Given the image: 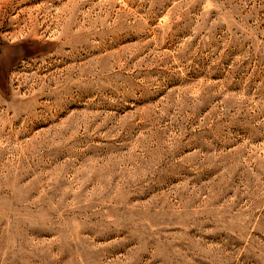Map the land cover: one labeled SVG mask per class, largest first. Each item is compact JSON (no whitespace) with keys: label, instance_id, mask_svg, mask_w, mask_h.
Here are the masks:
<instances>
[{"label":"rangeland","instance_id":"1","mask_svg":"<svg viewBox=\"0 0 264 264\" xmlns=\"http://www.w3.org/2000/svg\"><path fill=\"white\" fill-rule=\"evenodd\" d=\"M0 264H264V0H0Z\"/></svg>","mask_w":264,"mask_h":264}]
</instances>
